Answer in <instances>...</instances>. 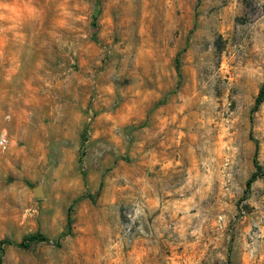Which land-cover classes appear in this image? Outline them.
<instances>
[{
	"label": "rangeland",
	"instance_id": "374dc122",
	"mask_svg": "<svg viewBox=\"0 0 264 264\" xmlns=\"http://www.w3.org/2000/svg\"><path fill=\"white\" fill-rule=\"evenodd\" d=\"M262 88L264 0H0V264H264Z\"/></svg>",
	"mask_w": 264,
	"mask_h": 264
},
{
	"label": "trees",
	"instance_id": "16d2710c",
	"mask_svg": "<svg viewBox=\"0 0 264 264\" xmlns=\"http://www.w3.org/2000/svg\"><path fill=\"white\" fill-rule=\"evenodd\" d=\"M176 72L178 73V81L180 80L179 76V63L176 61L175 65ZM264 102V89L260 91L258 96L255 99V105H254V110H257L258 107ZM253 167H254V172L251 174V176L247 179L246 181V189H249L251 187V184L257 180L258 178H264V170L259 166L257 160H256V155L254 156L253 159ZM70 209L68 210V216H67V227L69 229L71 225V219L69 216ZM37 241H47V239L42 236L39 233L31 234L25 238H23L20 242H11V241H2L0 242V255L4 251L5 246H14L19 249H28L31 243L37 242Z\"/></svg>",
	"mask_w": 264,
	"mask_h": 264
},
{
	"label": "built area",
	"instance_id": "2783aa9c",
	"mask_svg": "<svg viewBox=\"0 0 264 264\" xmlns=\"http://www.w3.org/2000/svg\"><path fill=\"white\" fill-rule=\"evenodd\" d=\"M8 146V139H7V137L4 135V134H2L1 136H0V149H5L6 147Z\"/></svg>",
	"mask_w": 264,
	"mask_h": 264
},
{
	"label": "water",
	"instance_id": "95a60500",
	"mask_svg": "<svg viewBox=\"0 0 264 264\" xmlns=\"http://www.w3.org/2000/svg\"><path fill=\"white\" fill-rule=\"evenodd\" d=\"M34 193H35L36 196H39V192L37 190H35Z\"/></svg>",
	"mask_w": 264,
	"mask_h": 264
}]
</instances>
